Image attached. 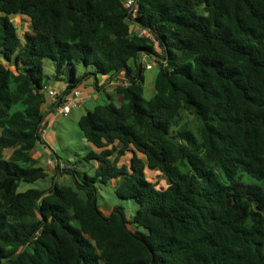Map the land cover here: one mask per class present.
<instances>
[{
  "label": "trees",
  "instance_id": "obj_1",
  "mask_svg": "<svg viewBox=\"0 0 264 264\" xmlns=\"http://www.w3.org/2000/svg\"><path fill=\"white\" fill-rule=\"evenodd\" d=\"M136 2L133 17L123 0H0V264H264V0ZM11 15L30 19L24 40ZM143 53L159 68L150 99ZM121 72V104L79 119L95 175L70 164L76 187L19 191L50 175L34 157L48 82L66 77L63 96L94 76L101 91ZM112 180L133 217L99 206L95 183Z\"/></svg>",
  "mask_w": 264,
  "mask_h": 264
},
{
  "label": "rangeland",
  "instance_id": "obj_2",
  "mask_svg": "<svg viewBox=\"0 0 264 264\" xmlns=\"http://www.w3.org/2000/svg\"><path fill=\"white\" fill-rule=\"evenodd\" d=\"M11 19L17 26L20 37L22 38V40H24L25 32L31 30L30 19L26 16L22 17L17 15H11ZM158 51L161 50L159 49ZM3 61L7 63L5 60ZM150 61H152L154 65L152 69L145 70L144 96L146 99H150L155 94V78L159 70L157 63L153 57L152 59H150ZM54 63L55 62L52 59H47L45 64V71L49 73L51 77L56 76ZM132 63L133 61H130V64ZM83 67H85L83 64L78 66V75L80 76L84 73ZM12 68L14 69V67ZM86 68L87 67H85V70ZM87 69L88 71L97 73V67L95 65L88 66ZM66 72L71 73V69L66 68ZM105 76L107 77L108 75ZM98 79L101 80L100 76L98 77ZM94 80V76H89L85 80L87 81L85 84L86 86H92L91 98L86 100L83 105L73 108L68 115L58 116L53 127L57 139L56 143H59V145L57 146V149L54 150V152L52 151L50 154L54 153V156L58 155L66 163V167H70V164H74L76 177L79 180H82L85 177L86 173L91 176L95 175V161L87 160L86 155L91 150L97 151L96 146L86 140L81 130L79 126L80 117L89 110H93L98 104H107L111 101H114L117 105H120L122 100V98L117 95L116 91L113 92L110 87L98 91L97 88L94 87ZM85 85H82L83 89L85 88ZM109 95H111L112 97H110ZM118 146L121 145L118 143ZM11 153L12 150L8 149L5 151V156L9 157ZM131 156L132 153L130 151L127 152V154L122 157V162H128ZM39 165L44 167L45 169L50 168V166L42 159L39 160ZM57 171L58 175L55 179L53 178V175L50 174L48 178L39 179L36 182H22L18 190L25 191L29 188H48L55 181L59 184L72 185L76 187V182L72 174H64V171L60 172L58 169ZM57 171L55 173H57ZM146 172L148 177L156 183L158 188H166L169 185V179L158 169H147ZM118 183L119 182L115 180H112L108 184H101L99 182L95 183L98 189L99 206L101 207L103 212L109 213V211L112 210L116 205H123L128 216L133 217L139 208V202L135 198H123L118 196L114 191Z\"/></svg>",
  "mask_w": 264,
  "mask_h": 264
},
{
  "label": "built area",
  "instance_id": "obj_3",
  "mask_svg": "<svg viewBox=\"0 0 264 264\" xmlns=\"http://www.w3.org/2000/svg\"><path fill=\"white\" fill-rule=\"evenodd\" d=\"M123 4L125 8L129 10V13L133 17H136V15L138 14V10H139V4L136 2V0H123ZM137 28L138 30H140L141 34H146L147 36L152 37V35L146 29H142L139 27ZM156 48L158 50L160 49L157 43H156ZM150 59H152V57L144 53L141 55V60L144 63V66L146 67V69L153 68L154 64L152 61H150ZM112 82L115 87L127 86L130 83L126 75H124L122 78L118 77L116 79H113ZM82 90L83 88H81V85H80V86L74 87L69 94L62 96L63 92L60 93L56 88L51 87L50 85H46L44 87V92L47 96L46 102L51 103L53 105L52 112L53 114H55V118H57L60 115H68L73 108L83 105L86 102V100H88V98H91L92 96L91 93L88 94V96H86L84 95ZM46 162L49 166L56 167V170L57 169L63 170L65 168H69V167H66L67 165L62 159L54 155L48 157Z\"/></svg>",
  "mask_w": 264,
  "mask_h": 264
},
{
  "label": "crops",
  "instance_id": "obj_4",
  "mask_svg": "<svg viewBox=\"0 0 264 264\" xmlns=\"http://www.w3.org/2000/svg\"><path fill=\"white\" fill-rule=\"evenodd\" d=\"M17 16L23 17V15H17ZM83 71H85V68H83ZM124 75H125V73L121 72L120 74H118L112 78H110V76H107V77L106 76H100L101 80L98 79L99 86L102 87L103 89L110 87L114 92L116 87L113 85L112 80L116 79L118 77L122 78ZM87 81H89V80H87ZM87 81L84 80L82 82L81 88H82V85H85ZM95 81H96V78H95L94 82ZM48 85L56 88L60 93H62V92H64V90L68 86V80L66 77L60 78V79L53 78L48 82ZM91 87L92 86H86L85 85V88L82 90L84 95L88 96V94L91 93V89H92ZM94 87L96 88L95 83H94ZM52 110H53V105L51 103L45 102L41 106V112L43 114V128L41 131L42 142H38V144L35 148V151H34V157L37 158L38 161L40 159H42L43 161L46 162L47 158L53 155L50 153L52 151L54 152V150H56L57 146L59 145V143H56L57 142L56 134H55L54 129H53L54 124L56 123L55 120L57 118H55V114H53ZM56 157L60 158L58 155H56ZM46 170L48 171L49 174H51L53 176L56 174L55 172L57 171L56 167H54V166H50V168L46 169Z\"/></svg>",
  "mask_w": 264,
  "mask_h": 264
}]
</instances>
